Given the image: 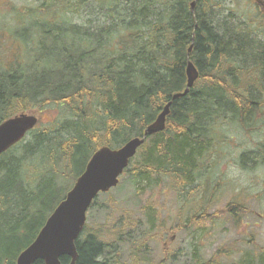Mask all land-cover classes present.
I'll return each mask as SVG.
<instances>
[{
  "label": "trees",
  "instance_id": "1",
  "mask_svg": "<svg viewBox=\"0 0 264 264\" xmlns=\"http://www.w3.org/2000/svg\"><path fill=\"white\" fill-rule=\"evenodd\" d=\"M247 2L256 28L220 0H38L32 7L0 0V125L54 113L0 156V264H16L98 149L143 138L170 102L165 131L146 139L124 176L145 189L170 181L180 201L201 202L189 212L187 231L218 216L207 215L206 193L208 171L229 142L226 125L257 131L259 142L240 164L264 169V16ZM189 62L200 78L172 101L186 89ZM22 187L24 202L12 201L10 190L19 191L17 199ZM242 209L232 203L226 211L240 222ZM143 211L139 225L159 228L157 209ZM122 222L86 227L78 264H122L121 246L140 264L145 238L136 240L135 219ZM201 251L194 246L193 264H224L235 255V248L220 250L205 261ZM231 264H264V248Z\"/></svg>",
  "mask_w": 264,
  "mask_h": 264
},
{
  "label": "rangeland",
  "instance_id": "2",
  "mask_svg": "<svg viewBox=\"0 0 264 264\" xmlns=\"http://www.w3.org/2000/svg\"><path fill=\"white\" fill-rule=\"evenodd\" d=\"M11 1L17 6L25 7H32L38 3V0ZM220 1L225 10H233L237 16L244 19L241 21L249 24L252 21L251 24L257 27L254 16L248 19L251 10L248 8L247 0ZM35 116L39 118L40 123L46 124L52 121L54 113L45 112ZM224 130L229 142L222 145V157L219 156L221 163L215 170L211 168L208 171L211 175V188H208L206 193L205 206L208 216L216 213L218 216L207 219L203 227L194 226L191 231L184 228L190 217L189 212L195 211L201 202L195 199L187 204L185 200L180 201L170 181L160 187L145 189L146 186L135 185L131 177L125 175L121 177L116 189L98 198L89 212L87 228L91 230L103 227V230H106L104 225L108 224L106 226L109 230L115 228L118 223L123 224V219L127 222L129 218L137 222L140 219L145 221L143 209L150 206L157 209L160 227L151 232H147L148 225L145 222H141V226L138 222L133 227V231H136V240L142 239V242L145 238L146 242L140 252L142 259L140 264H193L194 246L202 248L201 256L205 261L211 260L220 250L235 248L232 260L223 259L224 264L238 262L245 251L260 253V249L264 248V169L253 168L252 165L247 169L240 164L241 155L252 150L259 142L258 134L257 131L250 134L243 131L236 132L228 125ZM139 189H141L140 195L137 192ZM21 191L22 194L15 199L19 191L14 193L10 190L9 198L23 203L26 199L23 187ZM232 203L243 208L242 213L239 214L240 222L233 221V218L227 214L226 210ZM5 211L9 216L10 211ZM180 224H183L181 230L178 229ZM120 249L123 251L120 257L121 263L134 264L129 248L121 246ZM166 254L170 255L168 259ZM173 255L177 257L174 262L170 260Z\"/></svg>",
  "mask_w": 264,
  "mask_h": 264
},
{
  "label": "water",
  "instance_id": "3",
  "mask_svg": "<svg viewBox=\"0 0 264 264\" xmlns=\"http://www.w3.org/2000/svg\"><path fill=\"white\" fill-rule=\"evenodd\" d=\"M186 73L187 88L173 95L172 101L187 96L200 78L193 62L188 63ZM171 106L172 102L165 106L143 138H134L118 149L103 146L94 153L85 172L48 218L34 242L19 255L16 264H64V258L70 259L68 264H78L77 243L85 230L89 210L101 193H109L119 186L121 177L146 139L165 131ZM38 123L36 116L21 114L1 124L0 156L24 140Z\"/></svg>",
  "mask_w": 264,
  "mask_h": 264
},
{
  "label": "flooded vegetation",
  "instance_id": "4",
  "mask_svg": "<svg viewBox=\"0 0 264 264\" xmlns=\"http://www.w3.org/2000/svg\"><path fill=\"white\" fill-rule=\"evenodd\" d=\"M256 7L258 8L259 12L264 16V0H255Z\"/></svg>",
  "mask_w": 264,
  "mask_h": 264
},
{
  "label": "bare ground",
  "instance_id": "5",
  "mask_svg": "<svg viewBox=\"0 0 264 264\" xmlns=\"http://www.w3.org/2000/svg\"><path fill=\"white\" fill-rule=\"evenodd\" d=\"M191 47H193V45H192ZM186 88H187V86H186ZM184 91H185V90H184Z\"/></svg>",
  "mask_w": 264,
  "mask_h": 264
}]
</instances>
